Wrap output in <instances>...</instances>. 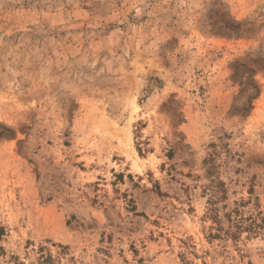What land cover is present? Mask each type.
<instances>
[{
  "label": "rangeland",
  "instance_id": "rangeland-1",
  "mask_svg": "<svg viewBox=\"0 0 264 264\" xmlns=\"http://www.w3.org/2000/svg\"><path fill=\"white\" fill-rule=\"evenodd\" d=\"M0 228V264H264V0H0Z\"/></svg>",
  "mask_w": 264,
  "mask_h": 264
},
{
  "label": "trees",
  "instance_id": "trees-1",
  "mask_svg": "<svg viewBox=\"0 0 264 264\" xmlns=\"http://www.w3.org/2000/svg\"><path fill=\"white\" fill-rule=\"evenodd\" d=\"M2 234H3V229L2 228H0V237L2 236ZM41 249H44V247H41ZM45 255H42V261H47L48 259H52L51 258V256H45Z\"/></svg>",
  "mask_w": 264,
  "mask_h": 264
}]
</instances>
